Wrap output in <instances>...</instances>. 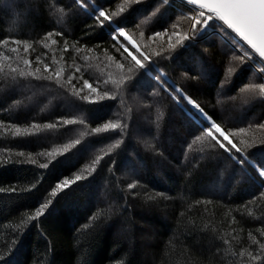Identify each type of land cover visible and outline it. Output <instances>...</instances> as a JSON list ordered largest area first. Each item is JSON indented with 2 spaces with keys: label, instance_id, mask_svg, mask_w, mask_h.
<instances>
[{
  "label": "trees",
  "instance_id": "trees-1",
  "mask_svg": "<svg viewBox=\"0 0 264 264\" xmlns=\"http://www.w3.org/2000/svg\"><path fill=\"white\" fill-rule=\"evenodd\" d=\"M124 1L0 0V264H264L262 79L211 21L125 61L191 12Z\"/></svg>",
  "mask_w": 264,
  "mask_h": 264
},
{
  "label": "rangeland",
  "instance_id": "rangeland-1",
  "mask_svg": "<svg viewBox=\"0 0 264 264\" xmlns=\"http://www.w3.org/2000/svg\"><path fill=\"white\" fill-rule=\"evenodd\" d=\"M146 1L148 0H125L124 3L117 5V14L119 15L121 13L124 12H131L135 10V8H139V6L143 5L144 3H146ZM177 3V2H176ZM190 10V16L191 18L188 17H180L178 19V21L172 22L168 28L161 34H158L156 36H153L151 38H143L142 36L145 35L141 32V30L136 31V33H132L130 36L126 33V32H119V34L121 35L122 33V40L124 42L125 45V52L127 54V56L129 57L128 60L125 61H130V63L134 62V63H139L141 61H143L144 59H146V55L145 53L148 54H159V53H163L165 50L168 49V51L170 50H174L175 51L178 50V48H180V45L182 44V42L184 44L186 43H197L200 41L201 39V35L202 33H204V31H207L206 25L208 23V21L214 22L218 28L220 27L221 30H224L227 33V29L224 26V24L220 21V19L214 15V14H210L208 12H205L202 9H194L193 7H189ZM163 10H161V8L157 5H154L151 7V9H147V11L144 12V14L142 13H138V16L144 15L143 17L146 18L148 17L147 14H150V17H157L159 14H162ZM142 17V18H143ZM183 18V19H182ZM139 21V20H138ZM145 20H142L139 24H143L145 23ZM189 22L191 23H195L192 27H189ZM198 36L200 37H196L198 32ZM212 34H221L220 31L218 30H213L211 32L208 33L209 35ZM231 38V43H235V46L233 45V52H235V55L233 57V61L234 62H239L240 65H242V68H244L245 66L250 67L253 71H255V75H259L260 78L262 79V89H261V95H264V63L258 58V56L249 48H247L244 44H242L241 42H239L237 37H234L232 34H229V32L227 33ZM164 43V44H163ZM169 44V45H168ZM173 53V54H174ZM231 57V56H230ZM232 58V57H231ZM263 63V64H262ZM109 68H111V66H109ZM232 68H236L237 67H232ZM238 70V68H237ZM236 70V71H237ZM228 74L231 75L230 77L235 75L237 76L238 74H235V71L233 70H229ZM254 75V77H255ZM232 77V78H234ZM256 78V77H255ZM226 84L224 83L223 86H225ZM228 88L230 87V84L228 82ZM253 88H257V87H253ZM230 91V89H228ZM245 90V89H244ZM241 92V91H240ZM86 94V93H85ZM251 96V95H250ZM190 107L199 115L200 120L202 123H206L207 125L205 127H207V130L209 131V134H211V136L215 139H217L218 141H220V143L223 145H231V142L233 140L232 136H229L227 133H224L222 130H220V128H218L217 126H215L207 117V115H205L204 113H202L198 107H196L195 105H193L192 103L189 104ZM121 110V109H120ZM254 120H257V118H254ZM253 120V121H254ZM248 132H244L238 141V144H236L237 146H248V141L247 140L249 137ZM233 136H238V134H233ZM261 137H259L257 139V143H264V139L260 140ZM264 147V145H263ZM262 147V148H263ZM263 150V149H262ZM261 150V151H262ZM261 156L262 153L261 152ZM264 154V153H263ZM264 158V157H263ZM227 186L231 185V180L229 178L228 182H226Z\"/></svg>",
  "mask_w": 264,
  "mask_h": 264
},
{
  "label": "water",
  "instance_id": "water-1",
  "mask_svg": "<svg viewBox=\"0 0 264 264\" xmlns=\"http://www.w3.org/2000/svg\"><path fill=\"white\" fill-rule=\"evenodd\" d=\"M217 14L264 63V0H182Z\"/></svg>",
  "mask_w": 264,
  "mask_h": 264
}]
</instances>
